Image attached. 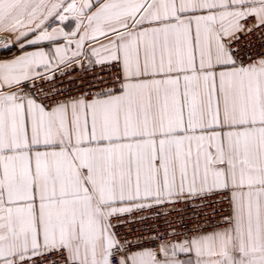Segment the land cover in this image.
Here are the masks:
<instances>
[{
    "label": "snow or ice",
    "instance_id": "snow-or-ice-1",
    "mask_svg": "<svg viewBox=\"0 0 264 264\" xmlns=\"http://www.w3.org/2000/svg\"><path fill=\"white\" fill-rule=\"evenodd\" d=\"M0 264H264V0H0Z\"/></svg>",
    "mask_w": 264,
    "mask_h": 264
},
{
    "label": "crops",
    "instance_id": "crops-1",
    "mask_svg": "<svg viewBox=\"0 0 264 264\" xmlns=\"http://www.w3.org/2000/svg\"><path fill=\"white\" fill-rule=\"evenodd\" d=\"M72 23L71 21L66 22V24ZM67 30V29H66Z\"/></svg>",
    "mask_w": 264,
    "mask_h": 264
}]
</instances>
